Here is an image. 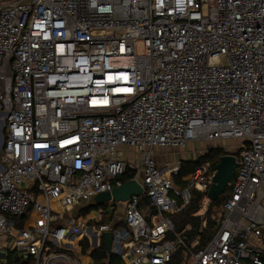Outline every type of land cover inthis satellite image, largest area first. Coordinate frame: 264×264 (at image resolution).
<instances>
[{"label": "built area", "instance_id": "1", "mask_svg": "<svg viewBox=\"0 0 264 264\" xmlns=\"http://www.w3.org/2000/svg\"><path fill=\"white\" fill-rule=\"evenodd\" d=\"M198 141H234L239 164L197 249L173 218L211 202L216 169L178 180L154 152ZM133 179L119 218L85 212ZM107 232L115 264H264V0L0 4V251L94 264Z\"/></svg>", "mask_w": 264, "mask_h": 264}, {"label": "trees", "instance_id": "2", "mask_svg": "<svg viewBox=\"0 0 264 264\" xmlns=\"http://www.w3.org/2000/svg\"><path fill=\"white\" fill-rule=\"evenodd\" d=\"M223 147H214L213 149L206 151L204 155L200 156L197 161H182L181 168L179 170L177 179L179 180L182 176L187 175L189 172L193 171L197 166L202 164H211V168L215 169L220 158L224 154H228ZM229 195V186L227 190L218 197L214 202H210L205 213L201 214L203 209V193L193 192V197L189 205L183 209L179 214L175 215L173 221L175 223L177 231H184L189 226L190 228L186 230L189 237L190 245L197 244L196 248H201L207 241L213 236L217 230V221L214 218L221 209L226 197ZM96 207L94 204L89 205L85 212L90 213ZM111 216H104L102 222H107L111 220ZM85 249L89 248V244L84 242ZM107 246L105 243L94 249L92 251V257L94 259V264H104L106 258L111 259V263L115 264L119 261V257L116 255L109 256L107 253ZM0 264H21V261L14 254H9L7 262H2L0 258Z\"/></svg>", "mask_w": 264, "mask_h": 264}, {"label": "water", "instance_id": "3", "mask_svg": "<svg viewBox=\"0 0 264 264\" xmlns=\"http://www.w3.org/2000/svg\"><path fill=\"white\" fill-rule=\"evenodd\" d=\"M238 161L236 155L232 153L224 154L221 156L218 164L216 165V173L213 177L212 184L208 191V198L211 202H214L222 195L229 186L233 179L234 172L238 166ZM142 193V187L136 180H129L121 187L113 190L112 192L99 193L95 197V206L101 203L107 202L109 200H116L120 202L127 201L132 195H139ZM126 224V222H124ZM105 243L107 246V251L112 250V239L113 232H107Z\"/></svg>", "mask_w": 264, "mask_h": 264}, {"label": "rangeland", "instance_id": "4", "mask_svg": "<svg viewBox=\"0 0 264 264\" xmlns=\"http://www.w3.org/2000/svg\"><path fill=\"white\" fill-rule=\"evenodd\" d=\"M13 1H16V0H0V4H7V3H10V2H13ZM224 144H226L225 147L223 146ZM234 145H235L234 141H227L225 143L219 142V141L218 142H210V143L205 142V141H198V142H193L192 144L189 145L188 148L183 149V150H181V149L163 148L160 151L156 149L154 153L156 155V158L158 159V162L163 163V162L160 161V160H162V161L166 162L165 163L166 165H169V164H173L175 162L180 161V159H178L180 157L179 154H183L184 153L183 157L185 159H182V160H197V159H199V155H201L200 151L203 148H206V151H209V150L213 149L214 147L215 148L216 147H223L227 151H231V149H232V147ZM122 203L123 202L116 201V200H109L107 202L99 204V207H96L94 210H97V209L100 210L102 208L105 209L107 206H113L116 209L115 215H116L117 218H119L122 215V213H123V205H122ZM208 205H209V203L205 202L203 204V209L202 210L205 211V209L208 207ZM140 210L142 211V213L147 218L151 215V208L148 206V200H145V201H143L141 203ZM67 215L71 216V214H67ZM2 262H4V261H2Z\"/></svg>", "mask_w": 264, "mask_h": 264}, {"label": "crops", "instance_id": "5", "mask_svg": "<svg viewBox=\"0 0 264 264\" xmlns=\"http://www.w3.org/2000/svg\"><path fill=\"white\" fill-rule=\"evenodd\" d=\"M163 148H158L157 150H162ZM171 149H173V148H171ZM181 150H183V149H181ZM179 154V153H178ZM180 155V157L178 158V159H180V161H184V160H182V159H185L183 156H184V153L183 154H179ZM175 158V157H174ZM158 160V159H157ZM161 162H163V163H166V162H164V161H162V160H160ZM189 161H193V160H189ZM160 163V162H159ZM163 163H160V164H163ZM78 255H80V254H78ZM8 257V255H7V253H6V251H0V258H1V260L2 261H5L4 259H6ZM84 259V261H88V258H87V256H86V258H83Z\"/></svg>", "mask_w": 264, "mask_h": 264}, {"label": "bare ground", "instance_id": "6", "mask_svg": "<svg viewBox=\"0 0 264 264\" xmlns=\"http://www.w3.org/2000/svg\"><path fill=\"white\" fill-rule=\"evenodd\" d=\"M157 229H159V228H157Z\"/></svg>", "mask_w": 264, "mask_h": 264}]
</instances>
